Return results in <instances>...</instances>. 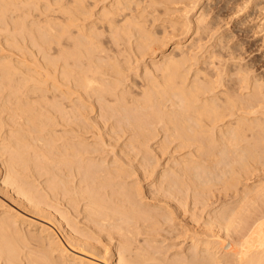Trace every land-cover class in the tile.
<instances>
[{
	"label": "bare ground",
	"instance_id": "obj_1",
	"mask_svg": "<svg viewBox=\"0 0 264 264\" xmlns=\"http://www.w3.org/2000/svg\"><path fill=\"white\" fill-rule=\"evenodd\" d=\"M220 2L0 0V264H264V59L230 23L264 0Z\"/></svg>",
	"mask_w": 264,
	"mask_h": 264
},
{
	"label": "rangeland",
	"instance_id": "obj_2",
	"mask_svg": "<svg viewBox=\"0 0 264 264\" xmlns=\"http://www.w3.org/2000/svg\"><path fill=\"white\" fill-rule=\"evenodd\" d=\"M222 2H223V0H221L220 3H222ZM229 5H230V4H229ZM231 6H232V5H231ZM229 7H230V6H229ZM226 8H228V7L226 6ZM229 11H230V10H229ZM243 11H245V10H241L240 13L235 12V13H237V14L234 16V18H233L232 15H234L235 13H231V14H230L231 16L229 15L230 18H231V22H230L231 25H233V24H237V22H238V24L240 23L239 26H238V25H235V27H234L235 30L233 29V30H234L233 32H235L236 34L234 33V34H235V38H234V36H233V38H232L233 41L231 40V42L233 43V42H236V40H237V41H238V40H239V41H240V40H244V48H243V49H244V50H246V49H247V50H248V49L250 50V48L248 47V45H249V46L251 47V52L254 50L252 53L250 52V54H248V55H254L256 58L259 57V58L262 60V59H264V57H262V56H264V53H262V52H264V46H261V45H264V39H262V42H261L260 39H261V38H264V37L261 36L262 34H264V29H260V28H259L260 31H259V33H258V30H257L258 27L256 28L255 25H256V24H257V25L259 24V26H260L262 23H264V17H262V16H264V11H260V12H262V13H261L260 15L258 14V16L254 14V15L256 16L257 19L255 18V16L252 17L253 15H251V16L249 15L251 19H252V18L254 19V20H253V19L251 20V19L249 18V20H251L250 22H249V20H248L249 23L247 22L246 19L243 20V18L246 17V14H248V13H245V15H244V12H243ZM238 12H239V11H238ZM242 14H243V15H242ZM236 16H237V17H236ZM242 16H243V17H242ZM260 16H261V17H260ZM239 18H241V19L239 20ZM261 18H262V23H261L260 21H258V20H261ZM236 20H237V21H236ZM241 20H242V21H245V22L248 23V25L245 23V24H246V27H247L246 29H245V27H244L245 24L243 25L244 22H243V23L240 22ZM234 21H236V22H234ZM254 21H255V25H254V27H255L257 33L255 32L254 27L252 28V25H253ZM257 22H259V23H257ZM241 23H242V24H241ZM250 23H252V25H251ZM249 24H250V25H249ZM236 26L238 27V28H237L238 31L236 30ZM240 26H242V31L245 32V30L247 31V29H250V30H248V32L253 30V31L255 32V34H254L253 31H252L253 33L249 32L248 35H246L247 32H245L246 34H245V33L242 34L243 32H242V33H241V32H240V33H237V32H239V28H240V30H241V27H240ZM248 26H249V28H248ZM231 27H232V26H231ZM261 28H264V25H262ZM228 29H230V27H229ZM244 29H245V30H244ZM261 31H262V33H261ZM231 32H232V29H231ZM250 33H251V34H250ZM232 34H233V33H232ZM252 34H253V36H251ZM257 34H258V35H257ZM238 35H239L242 39H240V37H238ZM254 35H255V36H254ZM242 36H243V37H244V36H247L248 39H247V37H246V38L244 37V38L246 39V40H245ZM237 37H238L239 39H237ZM257 37H258L259 39H258ZM251 38H252V40H251ZM253 39H254V41L256 42L255 44H254ZM258 40H260V41H258ZM247 41H248V42L250 41V42L248 43ZM257 42H258V43H257ZM260 42L262 43L261 45H259ZM247 43H248V44H247ZM250 43H251V44H250ZM246 44H247V46H246ZM257 45H258V46H257ZM256 46L259 47V48H262V49H258V51H256V50H257V47H256ZM252 47H253V48H252ZM255 49H256V50H255ZM249 50H248V51H249ZM255 51H256V52H255ZM260 51H262V52H260ZM246 53H248V52H246ZM246 53H245V54H246ZM254 53H255V54H254ZM258 53H259V54H258ZM260 53H261V54H260ZM259 55H260L261 57H260ZM257 59H258V58H257ZM261 62H262V61H261ZM1 191H2V190L0 189V198H1L2 202L5 203V204L8 203V205L11 204L10 206H13V204H15V203L13 202V200H12L11 198L9 199V197L7 198L5 193H4L5 195H3V193H1ZM2 192H3V191H2ZM10 200H12L13 204L10 203ZM15 205H16V204H15ZM16 206H17V205H16ZM13 207H14V206H13ZM17 207H18V206H17ZM19 209H21V208H19ZM0 210H1V208H0ZM22 210H23V209H21L20 211H21V212H24V210H23V211H22ZM26 212H27V211H26ZM25 215H26V213H25ZM27 215H28V214H27ZM28 216H29V215H28ZM35 219L37 220V218H35ZM38 221H41V220L38 219Z\"/></svg>",
	"mask_w": 264,
	"mask_h": 264
}]
</instances>
